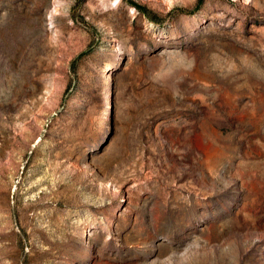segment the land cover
Segmentation results:
<instances>
[{"label":"rangeland","instance_id":"obj_1","mask_svg":"<svg viewBox=\"0 0 264 264\" xmlns=\"http://www.w3.org/2000/svg\"><path fill=\"white\" fill-rule=\"evenodd\" d=\"M0 264H264V0H0Z\"/></svg>","mask_w":264,"mask_h":264},{"label":"trees","instance_id":"obj_2","mask_svg":"<svg viewBox=\"0 0 264 264\" xmlns=\"http://www.w3.org/2000/svg\"><path fill=\"white\" fill-rule=\"evenodd\" d=\"M136 6H137L139 9L146 11V8H145L144 6H141V5H139V4H136Z\"/></svg>","mask_w":264,"mask_h":264}]
</instances>
